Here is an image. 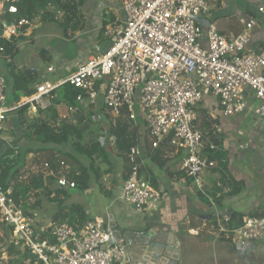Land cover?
<instances>
[{"label":"built area","instance_id":"built-area-1","mask_svg":"<svg viewBox=\"0 0 264 264\" xmlns=\"http://www.w3.org/2000/svg\"><path fill=\"white\" fill-rule=\"evenodd\" d=\"M251 1L253 10L239 19L240 34L229 37L216 26L204 28L197 21L209 13L208 0H121L119 16L104 32L109 41L106 50L65 80L41 82L31 97L8 108L7 81L0 73V144L20 154L19 147L4 136L8 115L25 107L33 119L51 106L55 91L68 84L82 91L77 103L86 109L102 96L113 115L126 108L132 122L138 124L142 119L153 150L168 141L183 151L182 173L204 193L203 176L218 166L210 154L223 152L213 142L206 147L198 129L197 109L204 100L214 97L224 117L250 113L256 120H264V45L251 47L258 21L264 18V0ZM2 2L10 14L17 13L15 0ZM28 24L25 19L11 23L0 39L18 37ZM238 149L243 152L246 147L241 144ZM131 162L132 171L122 184L120 199L143 212L166 196L141 175L139 147L132 149ZM58 165L55 171L45 161L35 167L28 165V170L44 174L46 180L55 178L62 189H76L69 179V166L65 161ZM214 216L219 233L231 232L237 245L264 240V218H245L242 226L232 230L225 214L216 212ZM0 223L12 228L14 245L28 251L37 264H122L124 246L111 243L107 225L95 220L77 230L59 223L38 232L35 215H28L15 201L13 185L2 182Z\"/></svg>","mask_w":264,"mask_h":264},{"label":"crops","instance_id":"crops-1","mask_svg":"<svg viewBox=\"0 0 264 264\" xmlns=\"http://www.w3.org/2000/svg\"><path fill=\"white\" fill-rule=\"evenodd\" d=\"M216 3L215 10H210L203 19H206L210 25L216 26L223 35L238 36L242 30L239 19L243 14L253 10L252 1L216 0ZM120 9L121 0H86L82 9L86 22L85 30L77 33L75 38L70 40L62 38L61 35L58 38L60 44L57 46L52 45L53 43L47 45L44 38L46 33L39 34V37H42L38 39L35 30L44 25H30L27 29L20 30L19 36L16 37L19 46L17 57L11 61L0 56V73L5 76L7 81L8 108H15L19 105L16 103L17 95L14 91V73L28 71L33 75L36 79V82L32 84L33 89L44 81L56 84L65 80L80 66L106 50L108 42L105 37V39L101 37L102 29L105 23H107L105 26L107 27L111 22H114L120 14ZM8 17H11L8 5L0 0V37L4 29L10 25L7 23ZM38 40L45 42V46L43 45L41 48L35 46V49L31 50L28 46H34ZM261 44L264 45L263 18L258 21L251 47ZM49 68H53V71L49 72ZM12 97L14 102L10 103ZM199 108L206 110L212 118L220 120L221 125L216 133L224 138L222 147V153L226 155L224 162L228 164L233 177L244 182L241 193L236 196L225 195L222 207L215 204L212 196L214 183L220 177L218 173L209 171L203 176L205 194L209 198V203H207L199 198L195 186L190 185L191 179L182 173L185 159L183 151L169 147L165 142L164 145L167 148H165L162 157L168 160L166 168H160L151 160L148 152L151 140L142 119H139L136 124L141 137L138 147L142 154V167L152 174L157 181V189L166 196L162 203L157 206L153 204L143 212L136 211L124 203L120 199L124 180L122 165H119L115 174L109 176L111 177L109 186L106 187L104 184L105 189L108 190L107 193H103L98 185L91 186L87 191H77L75 194L79 196L77 199L74 197L75 195L70 196L71 201L67 204L82 206L91 218L97 221L103 220L105 225L108 222V217L113 216L122 231L144 230L148 226L169 228L182 243L184 264H264V240L244 245L232 244L220 237L221 233L213 224V215L216 212L227 214L232 210L248 214L264 207V120H256L250 113H246L237 115L239 116L238 121L235 122V125H230L229 121L225 122L228 117L221 114L214 97L206 98ZM18 110L10 113L11 116L5 125L4 136L11 139L13 144H16V140L12 139L11 135L14 127L16 134L20 133L16 123ZM228 143L232 148L237 145L238 151L241 144L245 145L246 150L242 152L240 159L247 163H255L254 170H250L248 164L244 167V163L239 161L237 155L232 154L236 152H234V148L229 149ZM47 153L49 157L50 152ZM143 174L146 177V172ZM224 193L227 194L226 191ZM52 214L46 216V214L42 215L40 210L34 212L38 232L53 225ZM20 252L21 255L24 254L22 250ZM18 258V256L15 257L16 260ZM0 261L3 264H9L8 255L4 253ZM26 264H30V262Z\"/></svg>","mask_w":264,"mask_h":264},{"label":"trees","instance_id":"trees-1","mask_svg":"<svg viewBox=\"0 0 264 264\" xmlns=\"http://www.w3.org/2000/svg\"><path fill=\"white\" fill-rule=\"evenodd\" d=\"M14 4L18 11L10 14L11 17L7 18V23L27 20L29 24L23 26L21 31L30 25L51 23L56 24L60 28L62 36L70 40L86 28L82 12L86 0H15ZM106 24L101 32L102 38L105 37ZM106 41L109 42L107 39ZM18 54L19 46L16 38L11 41L0 39V56L2 58L13 61ZM14 79L16 103L20 104L35 93L32 84L36 82V79L28 71L14 73ZM80 94H82L81 90L68 84L59 88L54 93L52 105L42 111L39 117L36 116L33 119L28 117L27 108L19 109L16 113V123L20 133L16 134L14 127L11 135L12 139L16 140L20 154L15 155L13 149L5 148L0 144V182L5 186L13 185L15 201L23 206L28 215H33L35 211L43 207L42 197L44 196L50 205L56 206V211L51 218L53 226L67 223L77 230H81L88 222L95 221V219L91 218L82 206L67 204L71 194L69 190L58 187L55 178L46 180L44 174H35L29 170L26 173L24 169L26 168V158L30 154L50 152L48 161L55 171L59 170L58 162L60 161H65L69 166V179L77 186L74 190L87 191L95 184L100 187L103 193H107L108 190L104 187V177L114 175L119 165H122V178L124 181L128 179L133 167L132 149L137 148L141 141L140 130L138 125L130 120L129 111L124 108L119 115L115 116L103 104L102 99H99L102 105L100 112L108 125V130L106 132L103 130V139H98L95 136L89 139L88 135L91 134L94 125L93 112H89V108H92L93 105L87 109L80 106L77 103V97ZM75 108L77 110L72 111ZM197 113V126L204 135L205 146L208 147L213 142L223 147L224 138L216 133L221 125L220 120L212 118L206 110L201 108L197 109ZM109 139L110 146L107 143ZM166 143L172 147L168 141ZM164 144L154 150L151 147L148 148L151 160L162 169H165L168 163V160L162 157L165 148H167ZM225 156L224 153L210 154V158L218 161L217 168L212 171L218 173L220 177L214 183L212 196L215 204L219 207H222L225 195H238L244 185L243 181L235 179L230 173L228 164L224 162ZM41 162L39 161L38 165ZM144 172H146V177ZM140 173L157 189L156 179L142 165ZM112 181L114 182V180ZM190 181V185L195 186L193 181ZM195 188L199 198L209 203L205 189L203 193L196 186ZM228 188L230 192L225 194L224 192ZM225 215L230 222L229 229L234 230L242 226L245 218H264V207L248 214L231 210ZM213 219V224L216 225L214 215ZM216 229H218L217 226ZM220 235L222 239L235 244L234 235L231 232H223ZM20 251L14 245L12 228L0 223V259L6 253L9 257V264L29 262L36 264V258L28 251H22L23 255ZM16 256L19 257L17 260ZM13 257L14 260H12ZM0 264L3 263L0 261Z\"/></svg>","mask_w":264,"mask_h":264},{"label":"water","instance_id":"water-1","mask_svg":"<svg viewBox=\"0 0 264 264\" xmlns=\"http://www.w3.org/2000/svg\"><path fill=\"white\" fill-rule=\"evenodd\" d=\"M197 21L204 28L210 25L203 18ZM106 225L111 243L124 246L122 264H184L182 243L169 228L148 226L144 230L122 231L113 216L108 217Z\"/></svg>","mask_w":264,"mask_h":264},{"label":"rangeland","instance_id":"rangeland-1","mask_svg":"<svg viewBox=\"0 0 264 264\" xmlns=\"http://www.w3.org/2000/svg\"><path fill=\"white\" fill-rule=\"evenodd\" d=\"M208 2H209V11L210 10H212V11H214L215 10V8H216V0H208ZM209 14V13H208ZM239 19V18H238ZM44 29H45V31H44ZM35 33H37L38 34V39H40L42 36H40L39 37V34H43V33H46L45 35H44V38H45V42H47V45L49 44V43H53L52 45H54V46H57L58 44H60L58 41V38L62 35L61 34V30L59 29V27L56 25V24H47V25H44L42 28H38V29H36L35 30ZM62 38H64V37H62ZM45 42H42V41H39L38 40V42H37V44H35L34 46H32V45H29L28 47L29 48H31V50H34L35 49V46L37 47H39V48H41L44 44H45ZM45 46V45H44ZM14 101H13V97L12 98H10V103H13ZM101 108H102V105H101V103H100V100L96 103V104H94L93 106H92V108H89V112H93V122H94V125H93V128H92V132H91V134H89L88 135V138L90 139L91 137H93V136H95V137H97L98 139L100 138V139H103L104 138V132H103V130H105V132H106V130H108V125H107V123H106V121H105V119L103 118V116H102V113L100 112V110H101ZM13 115V114H12ZM11 116V114L10 115H8V119H9V117ZM238 118H239V116H230V117H228V119H225V122H228L229 121V124L230 125H235V122L236 121H238ZM225 125V124H224ZM258 127V126H257ZM259 127H261V125H259ZM102 128V129H101ZM108 144H109V146L111 145V141H110V139L108 140V142H107ZM230 145H229V143H228V147H229ZM232 147L230 146L229 147V149H231ZM234 148V152H236V153H232V154H236L237 155V157H238V159H239V161H241L242 163H244V167H246L247 166V164H248V166H249V168H250V170H254V164L255 163H253L252 162V164H251V162L250 163H247V162H244V160H241L240 159V156H241V154H243L242 152H240L239 153V151L237 150V145L236 146H234L233 147ZM232 148V149H233ZM48 153L47 152H41V153H37V154H30V156L32 157L31 159L29 158L28 160H26V168H24L26 171V173L28 172V165H30V164H32L34 167H35V165H37L38 166V162L40 161H46V160H48ZM23 169V170H24ZM104 184H105V186L106 187H108L109 186V183L111 182V177H109V176H107V177H104ZM107 180V181H106ZM93 186H95V184H93ZM69 192H70V194H71V197H72V195H75V194H77V191L76 190H69ZM76 199H77V197H79L78 195H75L74 196ZM42 199H43V207L41 208V209H38V210H40V213L42 214V215H44V214H46V216H49V215H51L53 212H55L56 211V206H54V205H50L47 201H46V199L44 198V196L42 197ZM71 201V199L69 198V200H68V203ZM72 201H74V199L72 198ZM37 210V211H38Z\"/></svg>","mask_w":264,"mask_h":264}]
</instances>
